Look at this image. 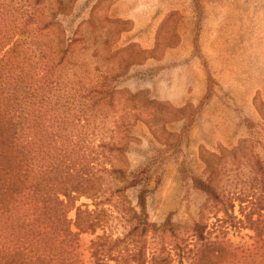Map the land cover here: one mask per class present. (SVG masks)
I'll return each mask as SVG.
<instances>
[{
    "label": "rangeland",
    "instance_id": "374dc122",
    "mask_svg": "<svg viewBox=\"0 0 264 264\" xmlns=\"http://www.w3.org/2000/svg\"><path fill=\"white\" fill-rule=\"evenodd\" d=\"M0 1L27 28L2 53L13 67L42 71L68 48L46 109L78 125L65 133L89 173L66 213L74 264L96 248L107 264H219L264 246V0ZM76 209L94 227L77 229Z\"/></svg>",
    "mask_w": 264,
    "mask_h": 264
},
{
    "label": "trees",
    "instance_id": "16d2710c",
    "mask_svg": "<svg viewBox=\"0 0 264 264\" xmlns=\"http://www.w3.org/2000/svg\"><path fill=\"white\" fill-rule=\"evenodd\" d=\"M13 22L4 2L0 1V264H74L76 234L70 231L66 213L72 206L69 203L71 195L86 189L89 173L84 164V154L80 156L77 153L83 146L80 137L70 135L71 130L67 131L69 134L65 133L76 123L72 119L54 121L60 114L52 105L46 109L49 106L47 98L58 84L56 67L62 63L68 48L63 50V55L60 54L59 63L47 59L48 65L42 71L38 68L33 72H24L19 67H13L5 61L2 53L12 37L27 31L25 24L16 27ZM46 114H50V119L45 124L47 137L44 141L40 129L44 125L41 120L45 119L41 116ZM55 125L59 132L52 136L48 132ZM42 149L46 155L47 180L43 181L44 184L39 165ZM53 174L55 177L58 175L54 178L58 182H54ZM198 186L210 198L222 201L208 184L199 183ZM137 203L140 208H145L143 194L138 196ZM249 205L257 208L255 202H249ZM76 210L74 224L77 229L81 231L94 227L91 222L81 221L79 210ZM250 215L247 217L250 218ZM140 223L150 226L145 217ZM163 229L171 231L168 218ZM194 231L197 241L206 245L203 228L195 225ZM256 236L257 243L264 245V237L260 240L261 233ZM256 248L258 250L241 258L234 255L225 257L223 254L214 255V258L220 260L219 264H264V246ZM92 257L94 264H107L99 255L98 248L92 251ZM138 258L142 257L139 255ZM138 262L143 264L142 259Z\"/></svg>",
    "mask_w": 264,
    "mask_h": 264
}]
</instances>
